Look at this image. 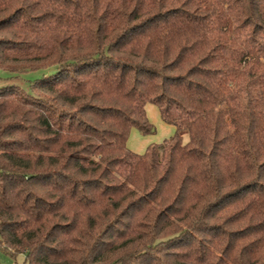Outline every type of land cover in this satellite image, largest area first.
Segmentation results:
<instances>
[{"label": "trees", "instance_id": "16d2710c", "mask_svg": "<svg viewBox=\"0 0 264 264\" xmlns=\"http://www.w3.org/2000/svg\"><path fill=\"white\" fill-rule=\"evenodd\" d=\"M38 71L0 86L14 264H264V0H0V72Z\"/></svg>", "mask_w": 264, "mask_h": 264}, {"label": "crops", "instance_id": "0c3cea01", "mask_svg": "<svg viewBox=\"0 0 264 264\" xmlns=\"http://www.w3.org/2000/svg\"><path fill=\"white\" fill-rule=\"evenodd\" d=\"M145 113L148 121L157 128L154 135L142 136L136 129L130 131L127 141V148L135 154L142 155L146 149L153 144L162 143L164 140L173 136L175 128L172 125L165 124L158 111V108L152 104H146ZM162 121V122H161Z\"/></svg>", "mask_w": 264, "mask_h": 264}, {"label": "rangeland", "instance_id": "374dc122", "mask_svg": "<svg viewBox=\"0 0 264 264\" xmlns=\"http://www.w3.org/2000/svg\"><path fill=\"white\" fill-rule=\"evenodd\" d=\"M41 71L38 72H33V73H28V74H24V75H19L17 77H13L12 75H9L7 73H3L0 72V86H5L8 84H15L20 86L21 88L28 90L29 89V84L31 83V81L40 78L42 76ZM162 122V121H161ZM155 129L160 128V131L162 130L161 127L157 128L155 125H153ZM226 127L230 129V131H233V129L230 127L229 122L226 123ZM154 135V134H153ZM186 140V138H185ZM23 261V256H19L16 259L17 263H21ZM0 262L2 264H14V260L9 257L4 255L1 251H0Z\"/></svg>", "mask_w": 264, "mask_h": 264}]
</instances>
